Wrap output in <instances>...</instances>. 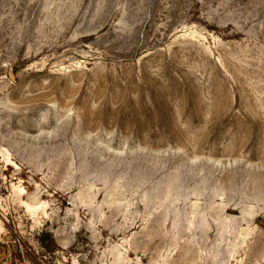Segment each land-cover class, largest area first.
<instances>
[{
    "label": "rangeland",
    "instance_id": "1",
    "mask_svg": "<svg viewBox=\"0 0 264 264\" xmlns=\"http://www.w3.org/2000/svg\"><path fill=\"white\" fill-rule=\"evenodd\" d=\"M0 264H264V0H0Z\"/></svg>",
    "mask_w": 264,
    "mask_h": 264
}]
</instances>
